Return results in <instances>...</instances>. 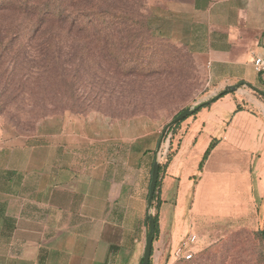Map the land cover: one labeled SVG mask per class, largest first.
Listing matches in <instances>:
<instances>
[{"label":"crops","instance_id":"crops-1","mask_svg":"<svg viewBox=\"0 0 264 264\" xmlns=\"http://www.w3.org/2000/svg\"><path fill=\"white\" fill-rule=\"evenodd\" d=\"M150 24L202 58L211 93L240 81L264 90L253 64L264 55V0H167ZM141 121L68 116L53 130L0 141V264H141L152 168L169 122L142 129ZM167 142L155 201L162 251L188 226L207 247L232 221L264 220V98L226 93Z\"/></svg>","mask_w":264,"mask_h":264},{"label":"rangeland","instance_id":"rangeland-1","mask_svg":"<svg viewBox=\"0 0 264 264\" xmlns=\"http://www.w3.org/2000/svg\"><path fill=\"white\" fill-rule=\"evenodd\" d=\"M26 1L0 0V141L53 130L68 116L141 118L142 129L160 128L214 92L202 58L153 30L151 12L167 0H32L21 9ZM47 4L58 19L45 17ZM84 7L87 19L78 21ZM55 104L67 108L44 114ZM263 230L258 214L232 221L207 247L195 243L191 259L174 258L156 239L151 264H264Z\"/></svg>","mask_w":264,"mask_h":264},{"label":"water","instance_id":"water-1","mask_svg":"<svg viewBox=\"0 0 264 264\" xmlns=\"http://www.w3.org/2000/svg\"><path fill=\"white\" fill-rule=\"evenodd\" d=\"M242 87H248L252 89L254 92L260 94L264 97V90L258 88L257 86L253 85L252 83H249L247 81H240L236 84H232L227 86L224 90L221 92H214L209 97L204 98L193 105L181 110L178 114H176L163 128L161 137L158 144V156L156 160L154 161L153 168H152V178L150 183V192L148 197V213H147V219L149 224V231L146 238V244L144 249L143 258L141 261V264H149L152 253H153V244L154 239L156 235V219H155V194L157 190V183L159 181L160 177V168H161V160H162V150H163V142L165 141V138L168 134L169 138V130L172 126L177 124L178 122L184 120L188 116L194 114L196 109L204 102H212L216 99H218L222 94L224 93H230L235 92L239 89H242ZM168 140V139H167Z\"/></svg>","mask_w":264,"mask_h":264},{"label":"trees","instance_id":"trees-1","mask_svg":"<svg viewBox=\"0 0 264 264\" xmlns=\"http://www.w3.org/2000/svg\"><path fill=\"white\" fill-rule=\"evenodd\" d=\"M31 2H35V1H26V2H19V4H20V7H21V9H22V7L23 6H29L30 5V3ZM41 2H42V0H41ZM37 6H42L43 4L42 3H38V2H36L35 3ZM22 5V6H21ZM50 7V4H47V7H44V15H45V17H47L48 19H58L57 18V15H56V13H55V10H52V9H50L49 8ZM85 7H87V4H86V6ZM84 7V9L81 11V14L79 15V17L81 18V20H80V18H78V21H85L86 19H87V8H85ZM32 8H35V6H33ZM27 10L29 9V7H27L26 8ZM47 13H50L49 15L47 14ZM45 19H43V21H44ZM3 56H5V55H3V52L1 53L0 52V58H2ZM55 66H51V68L53 69ZM57 77H58V74H56V73H53V72H50L48 75H47V78L48 79H53V82H52V86H54V84H55V80L57 79ZM56 89H52V91L50 92V94H53L54 96L56 95V91H55ZM73 94V93H72ZM226 93H224V94H222L221 96H223V95H225ZM72 97V95L70 94V96H69V98H71ZM209 103L210 102H204V103H202L197 109H196V111L195 112H197L199 109H201L202 107H205V106H208L209 105ZM62 105H64V104H55L54 105V107H52V108H47L46 110H45V112H44V114H47V113H54V112H59V111H63V109L64 108H67V105H64V106H62ZM240 107V106H239ZM179 113V112H178ZM177 113V114H178ZM183 121V120H182ZM181 123V121L180 122H178L177 124H175L174 126H172L171 127V129L169 130V132H172V133H174V131H175V129H176V127L179 125ZM172 137H173V135H172ZM171 137V138H172ZM171 141H172V139H171ZM171 148V147H170ZM170 148H169V151H168V153H167V155L164 157V158H166V160H164V162L162 161L161 162V167H163L164 165H166V163L170 160V158H171V155H172V152L170 151ZM209 152H210V148L207 150V152H206V154H205V156H204V159L208 156V154H209ZM161 169V168H160ZM159 185H160V180L158 181V183H157V190H156V194H155V201H156V196L158 195V190H159ZM155 208H156V214H155V219H156V235H155V239L157 238V235H158V233H159V210H160V201H158V199H157V202H156V205H155ZM263 232H264V230H263ZM155 239H154V241H155ZM153 249H154V244H153ZM153 254V253H152ZM152 258V257H151ZM149 264H151V260H150V263Z\"/></svg>","mask_w":264,"mask_h":264},{"label":"built area","instance_id":"built-area-1","mask_svg":"<svg viewBox=\"0 0 264 264\" xmlns=\"http://www.w3.org/2000/svg\"><path fill=\"white\" fill-rule=\"evenodd\" d=\"M253 64L257 72H264V55L255 54ZM197 239L198 237L195 233L189 234L186 239L173 249L172 256L176 259H191L195 253L193 246L197 242Z\"/></svg>","mask_w":264,"mask_h":264}]
</instances>
